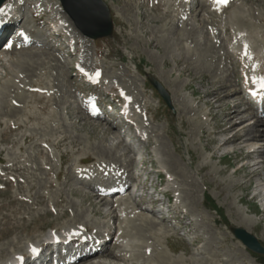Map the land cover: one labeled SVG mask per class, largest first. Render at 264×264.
<instances>
[{
    "label": "rangeland",
    "instance_id": "374dc122",
    "mask_svg": "<svg viewBox=\"0 0 264 264\" xmlns=\"http://www.w3.org/2000/svg\"><path fill=\"white\" fill-rule=\"evenodd\" d=\"M55 1L21 0L14 10L0 13V22L7 12L17 13L19 26L33 38V43L24 45L8 42L4 34V42L0 41V236L5 235L0 248L8 251L0 264L26 246L42 245L53 232L81 237L109 233L112 242L86 263L123 264L103 258L122 248L131 264H264V255L248 250L230 231L241 227L264 246V152L247 155L249 149L264 147V105L262 110H246L240 104L248 87L264 99V90L253 82L264 77V0H228L226 5L188 0L184 7L190 11L185 14L181 2L174 0H103L112 15L113 32L99 39L83 36L57 0L65 17L58 19L59 35L47 41L55 21L52 15L57 14L52 11ZM42 9L44 16L36 22ZM232 21L242 24L246 40ZM193 25L200 26L196 36L203 54L215 52L209 55L211 64L183 54L178 50L181 44L172 47L181 31H190ZM205 39L214 48L205 50ZM146 41L154 45L146 47ZM48 51L50 55H42ZM30 53L39 55L23 59ZM39 57L45 59L44 67L33 63ZM60 70L66 74L60 75ZM146 75L167 90L170 107L152 90ZM223 83L226 88L218 89ZM225 92L230 93L224 96ZM95 102L111 122L90 117ZM129 102L130 109L123 112L136 124L130 137L146 149L143 172H149L150 187L155 184L159 191H168V220L145 211L143 198L138 199L131 188L115 193L120 182L137 183L133 169L138 171V166L131 163L129 147L112 135L124 120L118 105ZM234 105L244 110L228 120ZM95 124L104 131L96 132ZM242 127L248 132L258 128L263 136L241 141L237 133ZM232 133L237 140L232 137L221 146ZM114 147L119 148L114 156L106 154ZM79 157L93 161L81 165ZM106 182H114L116 189L101 200L98 185ZM113 212L120 220L107 216ZM129 215L135 216L134 225L124 221ZM143 219L153 226L144 225L140 232ZM122 224L130 237L123 236ZM131 225H136L135 231ZM9 240H16L15 245L9 247ZM159 253L164 255L162 261Z\"/></svg>",
    "mask_w": 264,
    "mask_h": 264
},
{
    "label": "bare ground",
    "instance_id": "6f19581e",
    "mask_svg": "<svg viewBox=\"0 0 264 264\" xmlns=\"http://www.w3.org/2000/svg\"><path fill=\"white\" fill-rule=\"evenodd\" d=\"M21 0H6L5 2H4V4L1 6V8H3L4 9V11H6V9H9V8H12L13 6H15V5H17L19 2H20ZM176 1H179V3L181 2V5L180 6H182V10H181V13L182 14H185L186 12H188V11H190L189 9H187L186 10V8L184 7V5L186 4V2L188 1V0H174V2H176ZM54 6H53V8L54 9H52V11L53 12H57V14H54L53 13V15H52V21H54V24L52 23V25H51V31H50V34H47L46 36H45V39H49V40H47V41H50V40H52V39H55V37L56 36H58L59 35V30H58V19H62V17H65L64 16V14L62 13V11L60 10V7H59V4H58V1L56 0L55 2H54ZM177 6V5H176ZM178 7V6H177ZM179 8V7H178ZM181 8V7H180ZM234 9V8H233ZM180 10V9H179ZM44 11H45V9H42L41 10V14L42 13H44ZM237 11V10H236ZM61 13V14H59V13ZM233 12V11H232ZM230 13V12H229ZM230 14H233V13H230ZM63 15V16H62ZM30 16H31V18L33 19V14L31 15V13H30ZM35 16V15H34ZM233 16V15H232ZM51 18V17H50ZM229 18H231V19H233V17H229ZM54 19V20H53ZM20 20H21V18H20ZM38 20H40V18H36L35 19V21L37 22ZM234 20V19H233ZM9 22V24H10V21H8ZM20 22V21H19ZM32 22L33 23H35L34 22V19L32 20ZM238 22H235V23H233V21H232V24H236V26L237 27H239V28H241L242 26V24H237ZM163 25H165V24H161V26H163ZM187 26H189V25H187ZM194 27L193 28H191L190 29V31H188L187 29H183L181 32H183L182 34H181V37H178V41H177V43L175 42V43H172V47L174 48V49H176L175 47L176 46H179V44H181V46H180V48L181 49H178V50H181L182 51V53L183 54H186L187 56H190L191 58H193L195 61H198L200 58H204L205 59V61L208 59H210V57L212 56H209L210 54H215V52L214 53H210V52H212V51H210L209 53V55H204L203 53H204V51H202V49L204 48H201L200 47V45L198 44L199 42H198V37L196 36V33H197V30L200 28V26L198 25V26H195V25H193ZM190 27H191V25H190ZM203 27V26H202ZM162 29V28H161ZM208 30H210V27L209 28H207ZM237 29V28H236ZM241 30H242V32H238V34H240V36L241 35H243L242 36V40H243V38L246 40V38H247V36L248 35H246L245 34V36H244V33H245V31L241 28ZM73 31H75L74 30V28H71V32H73ZM165 31H167V35L168 34H170L169 33V30L166 28L165 29ZM208 32V31H207ZM209 33V32H208ZM210 33H211V31H210ZM209 33V34H210ZM213 34V33H212ZM177 35V34H176ZM180 35V34H179ZM198 35H199V37L201 36V34H200V32L198 33ZM207 35V34H206ZM215 35V34H214ZM214 35H213V37H214ZM183 36H185V38H182ZM210 37H211V39H212V36L211 35H209ZM168 39H167V41H170L171 39L169 38V37H167ZM183 39V43H181L179 40H182ZM201 38V37H200ZM209 38V37H208ZM214 38H217L216 37V35H215V37ZM31 40L33 39V38H30ZM176 39V38H175ZM213 40V39H212ZM218 40V39H217ZM240 40V39H239ZM147 42V44H146V47L147 46H151V45H154V44H152V42L151 43H148V41H146ZM145 42V43H146ZM204 42H206V43H204L205 44V50L206 49H208V50H211L212 48H214V44L212 43V42H210L208 39L206 40L205 39V41ZM186 43V44H185ZM215 43H217L216 42V40H215ZM178 44V45H177ZM224 45H225V43H224ZM224 45H223V49L225 48L224 47ZM156 46V45H155ZM218 46H220V44L218 45ZM217 46V47H218ZM171 46H170V49L171 50H173V48H172ZM216 47V46H215ZM216 47V49H215V51L217 52V50L219 49V48H217ZM43 48H47V49H49V51L50 50H53L51 47H43ZM241 51H244V46L242 45L241 46ZM207 50V51H208ZM49 51H48V53H42V55H48L49 54ZM174 51V50H173ZM44 52V51H43ZM46 52H47V50H46ZM51 52V51H50ZM207 53V52H206ZM220 53V52H219ZM7 56H11L12 55V52H11V54H6ZM35 55H39L38 53H30V55H27L26 54V56H24V58L23 59H26V57L27 58H29V59H32V57H34ZM50 55V54H49ZM221 56V55H220ZM3 57V55H0V61H2V58ZM50 58V56H45L44 58L46 59V58ZM213 57V56H212ZM42 59V58H37V61L39 60V62H37V61H34L33 63H37V64H40V66L42 65V64H45L46 63V61H45V59ZM53 59V58H52ZM28 60V59H27ZM48 60V64H49V59H47ZM50 60H51V58H50ZM56 60V59H55ZM203 62V61H202ZM202 62H200V63H202ZM208 62H210V64H211V62H212V59L211 60H209ZM2 63H4V62H2ZM18 63H21L20 61L18 62ZM203 64H204V62H203ZM47 65V64H46ZM45 65V66H46ZM52 64H50V66H51ZM55 65H57V64H54V68H55ZM68 66H69V63L67 64ZM206 65V64H205ZM204 65V66H205ZM43 66V65H42ZM201 66H203V65H201ZM209 66V65H208ZM37 67H38V65H37ZM44 67V66H43ZM53 67V66H52ZM59 67V66H58ZM66 67V66H65ZM64 68V67H63ZM37 69V68H36ZM49 69V68H48ZM51 69V68H50ZM58 69V68H57ZM35 70V69H34ZM66 70V69H65ZM55 71V70H54ZM25 72V71H24ZM56 72V71H55ZM64 70H60V72H59V74L60 75H65L64 74ZM58 74V73H57ZM59 76V75H58ZM57 77V76H56ZM67 77V76H66ZM58 78V77H57ZM14 83V82H13ZM12 83V85L14 86V84ZM16 85V84H15ZM55 85V84H54ZM231 85H232V83H231ZM8 86V85H7ZM17 86V85H16ZM121 86V85H120ZM9 87V86H8ZM184 87V86H183ZM233 87V86H232ZM58 88V87H57ZM62 88V87H61ZM121 88V87H120ZM124 88V87H123ZM223 88H226V85L223 83V84H221L220 86H219V88L218 89H223ZM124 90V89H123ZM235 90V89H234ZM121 92H125V91H121ZM171 92H173V90H171ZM174 93V92H173ZM230 92H225V94H224V96H226L227 94H229ZM121 94V93H120ZM247 94H248V96L249 97H253L255 94L254 93H252V92H247ZM37 95V94H36ZM36 95H35V97H36ZM40 96V95H39ZM55 96V95H54ZM124 96V95H123ZM126 96V95H125ZM127 97V96H126ZM42 99H43V97H42ZM42 99H40V100H42ZM45 99V98H44ZM247 99H245V101H246ZM216 101H218V100H216ZM79 102V101H78ZM46 103V102H45ZM64 103V102H63ZM246 102H241L240 104H245ZM39 104V103H38ZM44 104V103H43ZM129 104H130V102L128 103V104H126L124 107H120V115H123L124 116V119L125 120H127V121H129V122H131V124H134V120H132V119H130V118H126V114L124 113V112H127L128 111V109H130V107H129ZM247 104H245V106H246ZM47 106V105H46ZM46 106H45V108H46ZM44 107V106H43ZM124 108V109H123ZM44 109V108H43ZM91 109V111H93V113H95L96 112V110H94V108L93 107H91L90 108ZM247 109H249V110H251V108L250 107H246V110ZM45 110V109H44ZM240 110H244V109H238V105H234L233 106V111H231V112H229L228 113V120H230V117H232V114H235V116L237 117V115L239 114V111ZM124 111V112H123ZM81 112V111H80ZM83 113V112H82ZM85 113H87V112H85ZM84 113V114H85ZM43 114V113H42ZM89 115H90V117H92V118H97V117H94L91 113H88ZM88 114H87V116H88ZM41 116V115H40ZM31 117V116H30ZM35 117V116H34ZM39 117V116H38ZM89 117V118H90ZM33 118V117H32ZM237 119V118H236ZM253 119V118H252ZM110 120V119H109ZM44 121V120H43ZM36 122V121H35ZM41 122V121H40ZM46 122H48L47 120H46ZM95 122V121H94ZM93 122V123H94ZM43 123V122H42ZM97 123V122H96ZM24 124V123H23ZM49 124V123H48ZM228 125V121H227V123H224V125ZM225 125V126H226ZM225 126H223V127H225ZM230 126L231 125H229V127H226V128H224V130H226L227 128H230ZM12 128V127H11ZM49 129V128H48ZM93 129L97 132V131H100V133H101V131H104L103 129V127H101V126H99L98 124H95L94 125V127H93ZM93 130V131H94ZM223 130V129H222ZM240 130V129H239ZM45 131V130H44ZM94 131V132H95ZM240 131H242V132H240V133H237L238 134V136H241V138L243 139V140H241V141H244V140H246L247 138H249L250 140H257V139H259L260 137H262L263 135L260 133V130H258V128L256 129V128H254L252 131H246V128L245 127H242L241 128V130ZM105 132H108V129H105ZM105 132H103V133H105ZM224 132H226V131H224ZM248 132V133H247ZM99 133V132H98ZM97 133V134H98ZM102 133V134H103ZM109 133V132H108ZM233 134V136L231 135L230 137L228 136V137H226V138H224V140H223V142L221 143V146L222 145H224V144H226V143H228L231 139H232V137L235 139V140H237V135H236V133L234 134V133H232ZM250 135V136H248V135ZM109 135V134H108ZM113 135V137H117V135L115 136V133H113L112 134ZM111 135V136H112ZM104 136V135H103ZM105 136H107V135H105ZM64 137V136H63ZM27 138H28V136H27ZM62 138V137H61ZM60 138V139H61ZM106 138V137H105ZM104 137L102 138V140H104L105 139ZM58 139V138H57ZM26 140V139H25ZM64 140H65V138H64ZM264 141V140H263ZM26 142V141H25ZM121 142H123V144L124 145H126L125 143H124V141H123V139L121 140ZM61 143V142H60ZM63 143H65V141L63 142ZM62 145V144H61ZM59 146V145H58ZM117 148L118 147H114V150L112 151L111 149H109V150H106V154H111V155H113L114 156V153H117ZM119 149V148H118ZM257 153V155H261V154H263V152H264V147L263 146H261V147H257V148H253V149H249L248 151H247V155H249V154H251V153ZM103 157H105V156H103ZM102 158V157H101ZM107 158V157H106ZM112 157H109V159H111ZM62 159V158H61ZM86 160V161H85ZM89 160V161H88ZM93 161V159H91L90 157H79V159H78V162L80 163V164H83V163H91ZM118 161V160H117ZM132 161V160H131ZM131 163H133V162H131ZM42 166V165H41ZM58 177H59V175H58ZM122 184V183H121ZM49 186H52V183H49ZM98 186H101V187H103V189L104 188H106V189H112V188H114L113 186H114V183H113V185H112V187H110V184H107L106 185V187H105V183H102V184H100V185H98ZM121 186V185H120ZM121 191V189H119V191L118 192H120ZM128 192V189H125L123 192ZM97 195H98V193H96ZM101 195V194H100ZM39 196V195H38ZM40 197V199H41V197L42 196H39ZM98 197H101L100 199L102 200V196H98ZM38 199V198H37ZM106 200V199H105ZM38 201H40L39 199H38ZM107 201V200H106ZM106 201H104L103 203H101V206H103V205H105L107 202ZM110 203V202H109ZM94 205V204H93ZM138 205V204H137ZM99 206V205H98ZM136 207V206H135ZM94 208H95V206H94ZM128 209V208H127ZM132 209V208H131ZM131 209H129L130 211H131ZM136 209V208H135ZM94 211V210H93ZM100 211V210H99ZM95 212V211H94ZM97 213H99V212H97ZM127 214H129L128 212H127ZM138 214V213H137ZM101 215V214H100ZM104 215V214H103ZM130 215H132L131 213H130ZM130 215H129V217L126 219V220H124L125 222H128V223H130V224H133L134 225V220H136L134 217H130ZM141 215V214H140ZM106 216V215H105ZM107 216L110 218H113V219H119V216L120 215H118L116 212H113V213H110V214H107ZM107 217V218H108ZM138 217V216H137ZM104 218V217H103ZM132 218V219H131ZM143 218V217H142ZM148 218V217H147ZM134 219V220H133ZM141 219V218H140ZM120 220V219H119ZM138 220V219H137ZM153 220V219H152ZM155 222V221H154ZM118 223V222H117ZM120 223V222H119ZM246 223V222H245ZM123 224H124V222H123ZM122 224V225H123ZM155 224V223H154ZM156 224H157V222H156ZM133 225H131V227L134 229V228H137V227H135V226H133ZM139 225V224H138ZM141 226L139 227V231H140V228H142V226H143V228H144V225L145 226H147V225H152L153 226V224H152V222H148V221H145L144 219H143V224L141 223L140 224ZM119 227H120V229H121V226L120 225H118ZM126 226V225H125ZM128 226H130L129 224H128ZM85 227L87 228L88 227V225H85ZM122 227H124V225L122 226ZM158 227V226H157ZM127 227H124V228H122V229H124V232H123V230H122V232L124 233L123 234V236L125 235V236H127V238L128 237H130L131 236V232L130 231H128L127 229H126ZM131 228V229H132ZM113 229V228H112ZM119 229V228H118ZM148 229H150V226H149V228ZM86 230H89V229H86ZM144 230V229H143ZM22 231V230H21ZM116 231V230H115ZM134 231H135V229H134ZM139 231H137V232H139ZM141 231H142V229H141ZM140 231V232H141ZM145 231V230H144ZM151 231H152V229H151ZM17 232H18V230H17ZM28 232V231H27ZM27 232H26V234H27ZM140 232L139 233H136V234H138L139 236H140ZM147 232V231H146ZM21 233V232H20ZM23 233V232H22ZM151 233V232H150ZM17 235V234H16ZM120 235H121V233H120ZM145 236V235H144ZM155 236V235H154ZM3 237H5V235H1L0 236V239H3ZM7 237V236H6ZM69 237H70V235L69 234H66V235H62V236H60V240H61V242L62 243H64L67 239H69ZM17 238V237H16ZM101 238H103V240H105L106 242L104 243V245L103 246H101V250H93V251H89V252H86V251H84L83 253H79L78 255H77V257L73 260V261H71V260H69V261H67L66 262V264H102V262H96V263H94V262H89V263H86V259L87 258H89V257H93V256H95L96 254H101L102 253V250L106 247V245L108 244V241L110 242L111 240H112V237L110 236V234L108 233V234H106V235H102V237ZM144 238V237H143ZM147 239V238H146ZM102 240V239H101ZM15 241L16 240H9L8 242H7V245L9 246V247H11V246H14L15 245ZM112 242V241H111ZM117 243V242H116ZM115 242H114V244H116ZM113 244V243H112ZM134 245H136V244H134ZM116 246V245H115ZM114 246V247H115ZM113 247V248H114ZM12 248H14V247H12ZM116 248V247H115ZM130 248V247H129ZM139 248H140V246H139ZM138 248V249H139ZM6 248H0V258H5V257H7L8 256V251L7 252H5L6 250H5ZM32 249H36L35 248V246L34 245H30V246H26V248L24 249V250H22V251H19V252H17L16 254H14L12 257H10L9 259H6L4 262H6V261H9L10 259H13V258H16L17 256H25V255H27V261H28V263H30V264H32V263H34L35 264V260H33L32 258H31V256H36V255H39L37 252H38V250H36L35 252H33L32 251ZM117 249V248H116ZM135 249H136V247H135ZM137 249V250H138ZM106 250V249H105ZM123 251H125V249H120V251L119 252H115V251H113V250H111V251H108V253H106V254H104V257L103 258H108V257H112V258H114V259H118V260H121L122 262H123V264H131L130 262H129V259H127V258H125V257H123L122 256V253L121 252H123ZM140 251V250H139ZM132 252V251H131ZM37 253V254H36ZM138 253V252H137ZM141 253V252H140ZM139 253V254H140ZM33 254V255H32ZM35 254V255H34ZM144 255V254H143ZM159 255V257H160V259H161V261L164 259V255L163 254H158ZM103 256V255H102ZM126 256V255H125ZM139 256V255H138ZM135 257V256H134ZM129 258V257H128ZM137 258V257H136ZM133 262V261H132ZM2 264V263H1Z\"/></svg>",
    "mask_w": 264,
    "mask_h": 264
},
{
    "label": "water",
    "instance_id": "95a60500",
    "mask_svg": "<svg viewBox=\"0 0 264 264\" xmlns=\"http://www.w3.org/2000/svg\"><path fill=\"white\" fill-rule=\"evenodd\" d=\"M3 1L0 0V5ZM60 2L64 11L84 35L98 38L111 34L112 21L109 8L102 0H60ZM147 79L164 101L170 105L169 94L162 85L150 75H147ZM230 231L249 250L257 254H264V247L254 235L241 227H230Z\"/></svg>",
    "mask_w": 264,
    "mask_h": 264
},
{
    "label": "snow or ice",
    "instance_id": "6c2138e0",
    "mask_svg": "<svg viewBox=\"0 0 264 264\" xmlns=\"http://www.w3.org/2000/svg\"><path fill=\"white\" fill-rule=\"evenodd\" d=\"M214 3L217 4H223L226 5L228 3V0H214ZM4 9L0 8V13H3ZM247 55V53H245ZM254 83H257L261 90H264V77H257L256 80L253 81ZM33 252L36 251V249H32Z\"/></svg>",
    "mask_w": 264,
    "mask_h": 264
}]
</instances>
